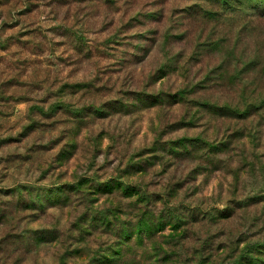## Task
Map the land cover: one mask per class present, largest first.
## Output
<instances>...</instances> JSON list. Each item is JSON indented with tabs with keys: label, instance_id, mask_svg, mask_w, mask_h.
Wrapping results in <instances>:
<instances>
[{
	"label": "rangeland",
	"instance_id": "1",
	"mask_svg": "<svg viewBox=\"0 0 264 264\" xmlns=\"http://www.w3.org/2000/svg\"><path fill=\"white\" fill-rule=\"evenodd\" d=\"M0 264H264V1L0 0Z\"/></svg>",
	"mask_w": 264,
	"mask_h": 264
},
{
	"label": "trees",
	"instance_id": "2",
	"mask_svg": "<svg viewBox=\"0 0 264 264\" xmlns=\"http://www.w3.org/2000/svg\"><path fill=\"white\" fill-rule=\"evenodd\" d=\"M259 1V0H258ZM264 1V0H263Z\"/></svg>",
	"mask_w": 264,
	"mask_h": 264
}]
</instances>
